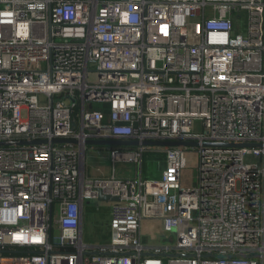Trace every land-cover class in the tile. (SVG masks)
I'll list each match as a JSON object with an SVG mask.
<instances>
[{
    "label": "built area",
    "instance_id": "1",
    "mask_svg": "<svg viewBox=\"0 0 264 264\" xmlns=\"http://www.w3.org/2000/svg\"><path fill=\"white\" fill-rule=\"evenodd\" d=\"M96 150L137 174L87 176ZM0 264H264V0H0Z\"/></svg>",
    "mask_w": 264,
    "mask_h": 264
},
{
    "label": "rangeland",
    "instance_id": "2",
    "mask_svg": "<svg viewBox=\"0 0 264 264\" xmlns=\"http://www.w3.org/2000/svg\"><path fill=\"white\" fill-rule=\"evenodd\" d=\"M90 79L97 80L98 79V74L96 73H91L90 74ZM196 130L201 129V123L196 122L195 125ZM96 153V151H88L87 152V157H86V166L91 170V172L96 170V167H100V170H104L105 173H109L110 171L112 172V163L110 160H107L108 162H103L100 161V159H94L91 157V154ZM106 153H101V155H105ZM107 155V154H106ZM100 156V155H98ZM108 159V156H107ZM157 164V163H155ZM158 165V164H157ZM118 172H120V169L125 170L124 173H134V167L130 164H118L117 165ZM200 167H201V157L199 154V151L196 150H189L186 153V168L182 171V183L184 186H190V185H197L200 179ZM87 169V167H86ZM156 171L155 165H149L145 167V171ZM106 203L101 202V205H104ZM94 218L92 219V216L87 215L86 213V219H85V224L87 226L86 232H85V240H91V241H96L98 236L95 235L97 233L96 227L97 226H104L107 225V216L104 215H99L95 214L93 216ZM93 220L96 223V227H92ZM142 233L143 236L146 240V243L149 247H162L168 243H170L172 237L169 233L164 231L162 223L158 219H145L142 222ZM177 238L174 236L172 237V242L176 241Z\"/></svg>",
    "mask_w": 264,
    "mask_h": 264
},
{
    "label": "water",
    "instance_id": "3",
    "mask_svg": "<svg viewBox=\"0 0 264 264\" xmlns=\"http://www.w3.org/2000/svg\"><path fill=\"white\" fill-rule=\"evenodd\" d=\"M58 143H65V142H72L75 143L73 141H55ZM20 144H25V143H20ZM28 144H40V142H36V143H28ZM6 145V144H5ZM87 145L89 147H101V148H105V147H126V146H133V147H137L140 145L146 146V147H153V146H158V147H193V148H198L200 147V144L197 142H179V141H159V142H154V141H145L144 143H139L138 141H128V140H124V139H110V140H90L87 142ZM217 148L218 147H227L230 145L227 144H221V145H216ZM232 146H236L237 148H241V147H255L257 145L255 144H249V145H232ZM201 171V170H200ZM100 202H106V203H110V202H118L119 199L117 198H111L109 196H101L99 199ZM239 257L241 258H245V256L240 255Z\"/></svg>",
    "mask_w": 264,
    "mask_h": 264
},
{
    "label": "crops",
    "instance_id": "4",
    "mask_svg": "<svg viewBox=\"0 0 264 264\" xmlns=\"http://www.w3.org/2000/svg\"><path fill=\"white\" fill-rule=\"evenodd\" d=\"M101 152L102 151H100V150H96V153H94V154H91V157H93L95 160L96 159H100V161H103V162H108L107 160H110L109 159V156H108V154L106 155H101ZM103 153V152H102ZM98 155H100V156H98ZM107 156H108V159H107ZM156 162H152V161H149L148 162V164L146 165V166H149V165H155V168H156V171H149V170H147V172L145 171V167H144V172L145 173H143V176L144 177H147V178H159V176H160V171H161V169H159V167H158V163L157 164H155ZM85 167H87V169H86V175L87 176H89V177H108V176H111L112 174H113V172L115 171L116 173V175L118 176V177H120V178H130V177H134L137 173H136V169H135V167H134V173H124L125 172V170H123V169H120V172H118V169H117V167L118 166H113L112 165V172L110 171L109 173H105V171L103 170H100V167L98 166V167H96V170L95 171H93V172H91V170L88 168V166H86V163H85Z\"/></svg>",
    "mask_w": 264,
    "mask_h": 264
},
{
    "label": "trees",
    "instance_id": "5",
    "mask_svg": "<svg viewBox=\"0 0 264 264\" xmlns=\"http://www.w3.org/2000/svg\"><path fill=\"white\" fill-rule=\"evenodd\" d=\"M94 108H97V106H95ZM103 111L106 114V118H107V115H108V106L107 105H105L103 107ZM164 159H165L164 154H155L154 152H148L146 154V158H145V161H144V167L148 164L149 161H152V162L158 163L159 169L163 170L165 168ZM16 254L23 255L24 251H22V250L21 251H17Z\"/></svg>",
    "mask_w": 264,
    "mask_h": 264
}]
</instances>
